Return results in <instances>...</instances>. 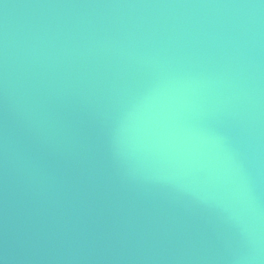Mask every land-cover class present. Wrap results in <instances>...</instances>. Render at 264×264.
Instances as JSON below:
<instances>
[{
	"label": "water",
	"instance_id": "1",
	"mask_svg": "<svg viewBox=\"0 0 264 264\" xmlns=\"http://www.w3.org/2000/svg\"><path fill=\"white\" fill-rule=\"evenodd\" d=\"M0 264H264V0H0Z\"/></svg>",
	"mask_w": 264,
	"mask_h": 264
}]
</instances>
